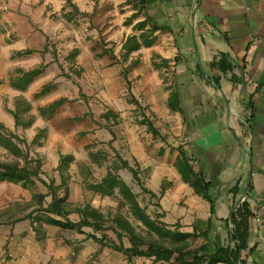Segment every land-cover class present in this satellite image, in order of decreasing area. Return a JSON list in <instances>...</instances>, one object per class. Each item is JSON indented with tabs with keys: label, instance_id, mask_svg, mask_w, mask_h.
<instances>
[{
	"label": "rangeland",
	"instance_id": "obj_1",
	"mask_svg": "<svg viewBox=\"0 0 264 264\" xmlns=\"http://www.w3.org/2000/svg\"><path fill=\"white\" fill-rule=\"evenodd\" d=\"M72 1L85 16L76 15L73 21L67 22L64 14L70 8L62 0H0V123L25 139L28 146L21 147L32 158L41 160L44 182L53 178L55 185L61 186L59 194L65 187L68 189L69 207L89 204L106 218L116 212L126 215L117 196L104 197L85 188L87 184L99 183L118 155L138 173L139 183L127 170L120 171L119 175L138 196L147 214L152 218L162 215L160 220L166 225L178 222L182 232L187 228L192 232L196 226L204 228L203 221L195 220L204 217V200L182 186L171 165L175 148L185 146V138L178 136L177 129L171 126L172 114L164 103L165 87L152 69V54H160L161 49H140L128 62H122V43L130 36H138L134 26L141 20L131 18L135 13L130 4L132 0ZM25 50L34 53L13 57ZM73 50H78V55L71 60L68 55ZM136 59L138 65L130 67L131 61ZM39 65H44V72L26 91L10 87L9 80L18 75V69L27 71ZM48 83L55 89L44 97L35 98L34 95ZM16 97L31 103L35 120L30 128L14 127L8 110H14ZM60 98H67L70 103L45 118L39 115V108ZM109 112L116 115L117 120L111 116L106 119ZM143 118L157 129L158 138H153L140 124ZM39 129L45 130L46 135L39 144L31 145ZM89 152L105 161L100 166L93 163ZM60 155L73 157L64 174L55 171ZM12 160L13 156L0 148V161ZM162 183L170 187L160 196ZM46 192L39 181H34L28 189L21 188L18 182H0V262L17 257L24 248L36 246L34 238L30 237L29 221L19 223L18 219L36 208L32 200L34 195ZM49 201L47 197L46 202ZM187 206L192 214L186 212ZM183 213L186 214L184 221L179 219ZM69 219L80 220L75 214ZM48 231L54 241L52 247L60 249L70 264H73L71 257H75L76 248L79 251L76 259L79 254L84 257L82 264L97 256L94 252L100 244L87 237L91 229L84 228L83 234L54 227H49ZM105 235L104 244L109 246L101 251L111 254L110 246L115 236L110 230ZM123 244L129 247L127 239ZM133 260L134 264H154L142 258Z\"/></svg>",
	"mask_w": 264,
	"mask_h": 264
},
{
	"label": "crops",
	"instance_id": "obj_2",
	"mask_svg": "<svg viewBox=\"0 0 264 264\" xmlns=\"http://www.w3.org/2000/svg\"><path fill=\"white\" fill-rule=\"evenodd\" d=\"M145 1L157 30L153 44L141 49H161L160 54H152L151 65L165 87L171 126L185 138L195 169L210 182L215 218L211 219L209 240L214 246L227 242V222L233 209L246 200L253 215L247 242L254 248L242 252V261L264 264V43L260 41L264 39V0ZM139 18L144 19L142 14ZM172 94L177 95L182 114L169 108ZM176 156L177 151L171 165ZM204 202V217L195 218L205 223L203 230L210 217L209 203ZM185 209L192 214L190 207ZM41 215L37 211L30 219H18L19 223L29 221L36 246L24 248L17 257L0 264H70L60 249L52 247L48 230L58 227L42 224L38 233L33 231L31 221ZM33 225L38 228L37 223ZM110 251L97 248L95 259L86 264H134L124 254ZM78 252L76 248L71 257L73 264H82L84 257L79 254L76 259Z\"/></svg>",
	"mask_w": 264,
	"mask_h": 264
},
{
	"label": "trees",
	"instance_id": "obj_3",
	"mask_svg": "<svg viewBox=\"0 0 264 264\" xmlns=\"http://www.w3.org/2000/svg\"><path fill=\"white\" fill-rule=\"evenodd\" d=\"M70 11L64 14L67 22H71L76 18V15L85 16L79 12L77 6L72 0H62ZM133 10L137 12L131 18H137L140 14L143 15V20L136 23L134 30L138 32V36H130L125 39L121 46L122 62H128L133 53L138 52L142 47H150L155 41L153 34L157 30L151 23V18L146 12L145 0H133L130 2ZM149 25V29H145ZM143 30L141 33L140 31ZM33 50H25L17 52L13 57H22L24 55L33 54ZM78 55V50H73L69 53L68 58L74 60ZM137 59L131 61L130 67L137 66ZM80 71L82 69H79ZM79 71V72H80ZM18 75L9 80L11 88L24 92L34 82V80L43 74L44 65H39L31 70H17ZM80 73H78L79 75ZM55 86L48 83L42 86L40 91L34 95L35 98H41L49 94ZM70 103L67 98H60L46 107L38 109L41 117L54 114L62 106ZM175 104V106H173ZM178 98L176 94H172L169 98L168 106L173 112L182 114L178 107ZM32 106L29 101L23 97L14 99V110H8L12 116L15 128H30L35 120V116L31 114ZM113 117L117 120V116L109 112L105 115ZM146 127V131L153 136L159 137V132L150 123L147 118H143L140 122ZM46 131L39 129L37 134L31 141V145L39 144V140L44 138ZM28 146L25 139H21L15 133L8 130L0 123V148L6 151L13 160L10 162L0 161V182L13 183L18 182L21 188L28 189L34 181L41 182L47 192L44 194H36L32 197L36 208L29 213L26 219L32 218L34 212H42L43 215L36 216L31 221L33 231L38 233L42 224H48L58 227L60 230H73L76 233L83 234L84 228L91 229L92 233L87 237L100 244V250L109 246L105 245L107 239L105 233L110 230L115 238L112 240L111 249L118 251L126 256L128 263L134 258H142L152 261L154 264H243L242 252L246 249L249 252L252 248L248 247L247 238L249 235V223L253 217L250 205L246 200L233 209L229 223L227 222V230L229 238L224 245L214 246L209 240V232L211 228V219L215 218L214 201L209 193L210 182L204 177L200 169H195L194 160L187 154L185 146L175 148L177 156L172 164L179 179L187 185L194 195L202 198L209 203L210 217L207 220L206 229L201 230L197 227L193 228L192 232L180 231L181 226L177 222L175 225H166L158 214L152 218L138 202V196L135 195L131 188L121 179L119 172L122 170L129 171L133 178L139 183L138 173L134 170L126 160L120 156H116L107 168L106 175L97 184H87L86 190L104 197H118L120 199V208L125 210L126 215L116 212L106 216L99 210L93 208L89 204L78 207H69L68 198L69 191L65 187L59 194L61 186L55 185L53 178H50L46 183L42 180L41 167L42 162L39 158H32L27 150L22 148ZM89 159L101 165L104 158L92 152L88 153ZM73 161L71 155H60L59 165L55 171L60 174L66 173L69 164ZM169 186L161 184L159 195L163 196ZM233 193L238 194L235 190ZM153 195V193H150ZM155 196V195H153ZM50 197V201L46 202V198ZM75 214L80 220L72 222L69 216ZM135 222V226L131 222ZM20 221V220H19ZM34 223H37L38 228H34ZM101 234L100 237L97 235ZM127 239L129 247H125L123 240Z\"/></svg>",
	"mask_w": 264,
	"mask_h": 264
},
{
	"label": "built area",
	"instance_id": "obj_4",
	"mask_svg": "<svg viewBox=\"0 0 264 264\" xmlns=\"http://www.w3.org/2000/svg\"><path fill=\"white\" fill-rule=\"evenodd\" d=\"M260 41H261L262 43H264V39H261Z\"/></svg>",
	"mask_w": 264,
	"mask_h": 264
}]
</instances>
